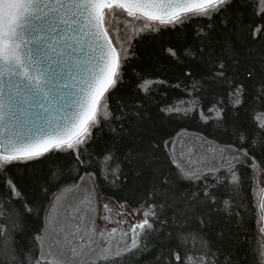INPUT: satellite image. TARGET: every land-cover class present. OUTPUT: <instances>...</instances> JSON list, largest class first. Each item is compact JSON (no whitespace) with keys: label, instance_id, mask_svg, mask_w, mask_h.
<instances>
[{"label":"snow or ice","instance_id":"1","mask_svg":"<svg viewBox=\"0 0 264 264\" xmlns=\"http://www.w3.org/2000/svg\"><path fill=\"white\" fill-rule=\"evenodd\" d=\"M254 8L255 0H0L7 264H193L190 239L200 241L199 264H246L240 193L246 169L264 170V7L259 17ZM117 10L142 22L126 39L108 26ZM194 19L205 23L180 30ZM162 29L175 35L161 49L169 63L133 69L134 87L113 106L136 58L133 41ZM169 92L187 99L168 102ZM194 121L203 126L195 133L169 131ZM104 188L133 197L134 214L145 209L129 227L131 243L114 252L117 229L97 224L112 223L109 204L108 215L98 212ZM29 218L40 226L28 231L25 251L16 236Z\"/></svg>","mask_w":264,"mask_h":264},{"label":"trees","instance_id":"2","mask_svg":"<svg viewBox=\"0 0 264 264\" xmlns=\"http://www.w3.org/2000/svg\"><path fill=\"white\" fill-rule=\"evenodd\" d=\"M264 5H261L260 0H255V8L254 11L256 16L259 17L261 8ZM127 15V14H126ZM126 15H123L121 18L119 16H115L109 18L110 23L109 27L112 29V36L116 37L119 36L120 39H126L128 36L132 34L134 29L141 27L142 22L131 21ZM205 23L202 19H194L190 22H187L185 26L181 27V31L187 32L189 34L193 33L196 29L203 26ZM261 21L259 19L256 20V26L259 27ZM175 35L170 30H161L160 32H145L136 37L133 41V48L136 53V58L133 59L128 63L125 68V75H124V83L121 84L116 91L112 92L111 94V103L115 106L116 97L122 95L124 92L132 89L134 87L133 82L136 81V76L133 72L135 69L137 72L144 71L149 72L153 70L158 65H163L169 63L165 60L164 54L162 53L161 49L163 47L168 46L169 44L175 43ZM145 78H156L151 76H146ZM141 95H144L141 93ZM177 98L187 99L186 96L178 92H169L168 93V102H176ZM225 102H227V97L225 96ZM206 111V109H205ZM257 119L260 118L261 112L257 110L254 114ZM250 121L252 119L251 116L247 117ZM188 127L189 132L195 133L202 128V125H198V122H191V124L185 125L181 124L180 126L172 125L169 127V131L175 127V131L172 132L173 135L176 132L180 131L181 127ZM211 128V124L209 125ZM227 140V137H221L220 141L224 142ZM57 157L53 156L51 159H56ZM41 165H30L29 172L32 168L39 169ZM17 172H24V169H15ZM246 180L244 184V191L240 193L241 197L245 199V203L243 208L245 210V228L244 232L246 235L241 237V248L240 254L243 255L247 253L248 259L246 264H263L264 263V234L261 230V218L259 215V208H258V198L256 195V184L259 177H264V170H253L251 168L246 169ZM23 186V184H22ZM3 188L0 187V192H3ZM227 187H221L218 190L219 195L224 196L227 192ZM102 195L111 197L116 202L119 200L121 203L123 202L124 198H128L131 202L128 204L127 207L129 208H136L138 205L135 203L133 197H131L126 191L124 192H114L108 188H104L99 191ZM6 198V197H5ZM11 205H8L7 208L3 210L7 212L8 208ZM9 221L5 220L4 217H0V224H6ZM28 228L24 235H17L16 240L18 243L15 245L18 249H24L25 251L29 248V242L27 240L28 231L31 229L38 228L40 226V221L35 218L28 219ZM5 243L4 241L0 240V244ZM188 249L190 254L193 257V264H199V250H200V241L199 239H190L188 241ZM150 257L145 256L144 260H148ZM0 262L3 264H7L5 258L2 255V249H0ZM103 264V262H101Z\"/></svg>","mask_w":264,"mask_h":264},{"label":"rangeland","instance_id":"3","mask_svg":"<svg viewBox=\"0 0 264 264\" xmlns=\"http://www.w3.org/2000/svg\"><path fill=\"white\" fill-rule=\"evenodd\" d=\"M123 15H126V13H121L120 10H117V12L111 15L109 18L112 19V17H115V16H119L121 18ZM131 21H134V20L131 19ZM263 189H264V177L261 176L258 178V181L256 184V190H255L257 198H258V202H259ZM66 196H68V199H72L70 195L66 194ZM97 202L99 205L98 212L100 216L108 215V213L103 208V205L105 203L109 204V207L112 209V213H111L112 223H106L104 220H97V224L99 228H106L110 230L111 228L115 227L117 229L116 233L111 234L112 252L117 251L119 250V248L130 244L132 233L129 231V227L131 224L136 223L142 218V214L145 209L140 208V214L136 215L133 212L135 208L120 207L114 199H112L111 197L102 195L100 192H98L97 194ZM95 203L96 202H94V204ZM117 213H123V215H117ZM118 220H124L126 221V223L117 224L116 221ZM124 232H127V236L123 235ZM97 251H99V247H97ZM108 255H111V252L108 253Z\"/></svg>","mask_w":264,"mask_h":264},{"label":"water","instance_id":"4","mask_svg":"<svg viewBox=\"0 0 264 264\" xmlns=\"http://www.w3.org/2000/svg\"><path fill=\"white\" fill-rule=\"evenodd\" d=\"M8 132L6 131L4 135H7ZM264 202V189L261 193L260 199H259V215L261 217V230L262 233L264 234V210L261 209V203ZM264 264V263H263Z\"/></svg>","mask_w":264,"mask_h":264}]
</instances>
